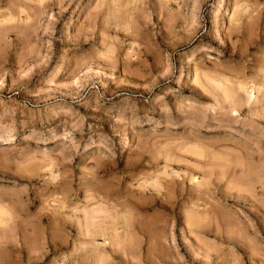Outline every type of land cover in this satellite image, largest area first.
Here are the masks:
<instances>
[{
	"label": "rangeland",
	"instance_id": "1",
	"mask_svg": "<svg viewBox=\"0 0 264 264\" xmlns=\"http://www.w3.org/2000/svg\"><path fill=\"white\" fill-rule=\"evenodd\" d=\"M95 4L0 0V78L24 73L28 84L13 91L8 80L0 93V122L29 111L51 118L62 96L72 105L58 113L47 134L55 130L59 142L27 146L35 160L23 175L34 180L39 205L31 207L34 185L11 177L0 194V223L23 220L41 264H111L105 254L116 264H264V0H147L144 9L127 8L123 24L114 21L118 26L99 33L89 16ZM107 12L102 9L97 19ZM62 32L64 41L83 44L67 70L56 56L67 50L60 47ZM13 44L20 51L8 59ZM98 60L120 62L129 81L124 75L120 80L131 87L120 94L109 83L106 92L94 75ZM181 74L182 92L176 83ZM89 93L90 106L78 107ZM45 104L51 111L44 113ZM120 112L147 116L159 143L172 145L123 182L117 174L101 179L115 167L104 158L111 118ZM176 113L184 116L179 130ZM143 134L137 128V142ZM65 145L77 177L100 179L98 188L56 181V154ZM144 150L156 156L150 144ZM133 182L148 191L129 190ZM161 184L167 190L157 197L152 190ZM115 244L122 254L114 253Z\"/></svg>",
	"mask_w": 264,
	"mask_h": 264
},
{
	"label": "clouds",
	"instance_id": "2",
	"mask_svg": "<svg viewBox=\"0 0 264 264\" xmlns=\"http://www.w3.org/2000/svg\"><path fill=\"white\" fill-rule=\"evenodd\" d=\"M74 2V0H69V6ZM131 5H136L138 9H144L147 6V0H96L95 7L92 8L89 16L92 20V25L94 31L107 32L112 27L118 26L114 21L119 20L121 24L124 23V18L127 16L125 11ZM102 9H107V15L103 16L102 19H97L100 11ZM63 10V9H62ZM75 21H70L68 25V33L71 35V29ZM132 35V33H128ZM89 44L93 43V40L88 41ZM223 43V41H222ZM226 47V45H224ZM61 49L66 48L67 50H59L56 53L58 61L63 65L64 70L71 67L73 61L79 55L83 44L79 47L74 45L71 39L64 41L63 32L61 33ZM20 49L17 45L13 44L7 51V58L11 59L13 56L17 55ZM62 58V59H60ZM96 69L94 75L97 78V82H104V88L107 92L108 84L116 85L115 91L123 94L124 89L131 87V83H125L120 80V76L124 75L125 81H129V76L125 73L124 68L120 62L113 60L110 63H105L103 60H98L97 63L93 65ZM33 68H28V72H32ZM59 71V70H58ZM169 71L175 72L176 69L170 68ZM57 73H53L50 77L51 80L56 78ZM83 74H81L82 76ZM25 74L10 73L9 76L0 78V93H3L5 89L9 87L8 80L13 81L12 89L15 91L16 88H20L21 91H25L28 88V84L24 83ZM80 80V77H76ZM48 84V81H44ZM177 89L182 92L185 83L184 75L181 74L176 78ZM194 83V82H193ZM82 86V82L77 85L76 94L70 97L71 100H76V95H79V88ZM15 94H19L16 92ZM39 93L33 97L36 99ZM117 97H113L116 100ZM163 100L164 97H159ZM62 102L57 103L54 107L57 109L56 113H53L51 118H44L43 114H37L36 112L29 111L16 115V119L11 123L0 122V130H3L5 134H0V194H3L5 186L10 182L11 177H20L26 180L29 184H33L32 188V201L31 207H36L40 203V193L35 187V182L33 179L24 176L23 170L26 163L35 160V154L29 156L28 145L31 144L33 140L37 143H45L47 140L59 142V137L57 136L55 130L51 131L50 137L47 135L50 130V126L54 119H58L59 112H65L67 109L72 107L69 103V97L62 96ZM91 94L89 93V98L85 103H80L76 101V104L80 108H84L86 104L90 106ZM44 113L51 111L48 104L43 105ZM112 122L110 124L111 137L106 141L109 144L108 155L104 158L108 162H114V168H108L101 179L117 174L120 180L123 182L128 179V173H135L141 167L145 165V161L151 165L152 160H158L160 155L165 149L172 147V145H161L159 143L161 137L156 134V128L153 127L155 123L145 116L144 118L139 117L136 114L128 115L126 112H120L119 114L112 116ZM3 118L0 117V121ZM175 127L177 130L184 127V116L181 113L175 114ZM95 123V122H94ZM159 127V124H156ZM140 128L144 130V134L141 135V139L137 142L136 130ZM151 130V134H148L147 130ZM94 130V129H93ZM171 130V129H169ZM211 133V129H208ZM153 136L156 138L153 139ZM264 139V135L261 136ZM151 145L156 152V156H150L144 149L145 147ZM68 146L65 145V149L57 153L59 162L57 164L56 181L67 180L70 184H87L90 188H98L100 186L101 180L92 178L85 180L83 177H77L75 173V164L71 155H65ZM261 156V168H264V152L260 153ZM182 163V161H178ZM43 163V161L41 162ZM68 166L67 172H61L60 168ZM41 173H47V168H40ZM43 180L50 183H55L51 179L50 175H45L42 177ZM264 180V177H261ZM123 186V185H122ZM14 187V185H13ZM129 190L140 189L137 193L143 195L148 191L146 188H141L139 184L133 182L128 186ZM166 187L161 184V186L152 190V194L159 197L166 192ZM82 191V189H77V194ZM55 228L56 221L55 218L49 224V230L52 233L53 240H55ZM34 239L33 233L29 232L24 226L23 220H20L17 224H2L0 223V264H41L38 254L32 244ZM114 253H123L124 249L121 245H113ZM105 259L111 261V264H116L115 260H112L110 256L105 254ZM139 264V262H138Z\"/></svg>",
	"mask_w": 264,
	"mask_h": 264
},
{
	"label": "bare ground",
	"instance_id": "3",
	"mask_svg": "<svg viewBox=\"0 0 264 264\" xmlns=\"http://www.w3.org/2000/svg\"><path fill=\"white\" fill-rule=\"evenodd\" d=\"M168 187V186H167ZM207 200V199H206ZM196 224V223H195Z\"/></svg>",
	"mask_w": 264,
	"mask_h": 264
}]
</instances>
